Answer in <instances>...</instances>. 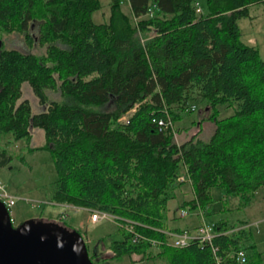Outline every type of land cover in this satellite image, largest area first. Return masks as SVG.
Returning <instances> with one entry per match:
<instances>
[{
  "label": "trees",
  "instance_id": "1",
  "mask_svg": "<svg viewBox=\"0 0 264 264\" xmlns=\"http://www.w3.org/2000/svg\"><path fill=\"white\" fill-rule=\"evenodd\" d=\"M260 3L111 0L109 19L95 22L101 0H0V31L44 47L23 51L0 40V135L30 140L33 128L43 129L45 142L29 150L51 154L52 200L104 210L118 222L122 237L104 260L137 253L165 264H264L262 251L245 244L248 227L235 229L226 218L214 223L211 242L176 247L165 233L181 175L195 192L182 205L205 213L214 187L224 200L238 197L242 209L264 186V58L242 40L239 24ZM26 81L44 109L21 99ZM196 94L211 109L200 122H212L213 132L202 138L200 124L178 142L173 125L191 113ZM220 105L233 113L221 117ZM11 159L1 151L0 168ZM240 248L248 251L243 262L234 254ZM89 255L98 264L100 254Z\"/></svg>",
  "mask_w": 264,
  "mask_h": 264
},
{
  "label": "rangeland",
  "instance_id": "2",
  "mask_svg": "<svg viewBox=\"0 0 264 264\" xmlns=\"http://www.w3.org/2000/svg\"><path fill=\"white\" fill-rule=\"evenodd\" d=\"M110 1L101 0V8L93 13L95 22H104L109 19ZM199 2L201 5L203 4V0H199ZM123 9L130 13L127 2L123 4ZM250 11V17L239 20L242 40L247 44L257 46L264 58V3L254 4ZM33 31L36 32V29ZM0 40H3L6 47H14L23 51L41 53L44 50V47L38 44L28 45L23 36L15 32L0 31ZM22 91L21 99L28 98L34 112L44 109L27 81L22 84ZM48 94L50 98L60 97L59 92L56 91H48ZM197 94L194 100L190 99L188 102L189 107L191 104H195L196 108L173 125L176 129L175 136L178 142H182L197 133L200 124L202 126L200 136L202 138L208 139L213 132L214 125L212 122L207 120L200 122L201 118L208 115L211 109L207 101ZM219 108L221 117L233 113L232 107L220 105ZM32 134L30 140L26 138L14 140L12 133L0 135V152L5 151L6 156L12 157L10 162L0 168L1 179L6 183L10 192L23 197L17 201L11 211L12 223L16 229L24 228L30 221L47 219L59 221L60 217L65 215V221L81 231L88 250L90 252L96 250L100 254L99 258H96L98 264H165L159 258L147 260L137 253L131 255L125 253L104 260L103 257L112 255L111 241L122 237L117 230V220L110 217L93 222L90 209L67 206L52 200L57 178L54 162L50 152L46 149L29 150L30 146H38L45 142L42 128H33ZM212 194L214 201L210 206L209 213H205V210H201L199 207L192 209L189 205H182L184 201L195 197L191 180L186 178L182 185L176 189V196L171 199L169 209L171 217L170 219L168 217L169 227L192 228L195 224L203 221L201 212L206 214L205 221L207 223H215L220 218H226L230 224L235 225H238L243 219L253 221L249 229L250 238L245 244H254V247L262 251L264 259V186L257 191L252 203L242 209L236 208L238 197L230 195L228 200H224V191L221 187L212 188ZM182 208L190 211L188 215H180ZM68 230L73 231V229Z\"/></svg>",
  "mask_w": 264,
  "mask_h": 264
},
{
  "label": "water",
  "instance_id": "3",
  "mask_svg": "<svg viewBox=\"0 0 264 264\" xmlns=\"http://www.w3.org/2000/svg\"><path fill=\"white\" fill-rule=\"evenodd\" d=\"M0 264H95L83 235L54 221L16 229L0 200Z\"/></svg>",
  "mask_w": 264,
  "mask_h": 264
},
{
  "label": "built area",
  "instance_id": "4",
  "mask_svg": "<svg viewBox=\"0 0 264 264\" xmlns=\"http://www.w3.org/2000/svg\"><path fill=\"white\" fill-rule=\"evenodd\" d=\"M198 10L201 8L198 7ZM126 121L128 120V116L126 115ZM161 123V122H160ZM185 176H180L179 180L185 181ZM23 197H20L12 192H10L7 188L6 183L1 179L0 176V200L5 204V206L8 208L10 214L12 211L13 206L17 203L19 199ZM72 207H77L75 205H67ZM91 220L93 222H97L101 219L105 218H115L114 215L100 209H93L91 210ZM190 211L186 208L180 209V215L186 216L188 215ZM62 218H65V215L61 216ZM116 219V218H115ZM243 227H249L247 224H239L235 227V229L243 228ZM165 233L168 236L167 242L169 245L176 246V247H182L187 244H189L192 240L198 241L200 244L204 242H211L213 236L216 234L215 231V225L214 223H207L206 221H202L198 225L192 227V228H185L182 230H174V229H168L165 230ZM156 243V241H154ZM215 251V248H214ZM237 260L243 262L248 257V251L245 248H240L234 252Z\"/></svg>",
  "mask_w": 264,
  "mask_h": 264
},
{
  "label": "crops",
  "instance_id": "5",
  "mask_svg": "<svg viewBox=\"0 0 264 264\" xmlns=\"http://www.w3.org/2000/svg\"><path fill=\"white\" fill-rule=\"evenodd\" d=\"M170 202H171V200L169 201V204H168V209H170ZM60 204H65V205H68V204H66V203H60ZM87 209V208H86ZM201 211V210H200ZM168 217H169V219H170V217H171V215H170V211L168 210ZM201 214V217H202V219H203V221H205L206 220V218L207 217H205L206 216V214L204 213V212H201L200 213ZM64 219V218H63ZM63 219H61V217H60V220L59 221H57V220H52V219H47L46 221H54V222H58L59 224H61V222L60 221H62ZM65 220V219H64ZM242 221H245V223H243V224H247L249 227H248V229H250L251 228V226H252V224H253V221H249V220H246V219H243ZM202 222V221H201ZM200 222V223H201ZM199 223H197V224H195L194 226H196V225H198ZM239 224H242V223H239ZM238 224V225H239ZM193 226V227H194ZM170 228H172V229H174V228H179V229H185V228H189V227H180V226H175V227H172V226H170ZM252 244V243H251ZM253 246H254V244H252Z\"/></svg>",
  "mask_w": 264,
  "mask_h": 264
},
{
  "label": "bare ground",
  "instance_id": "6",
  "mask_svg": "<svg viewBox=\"0 0 264 264\" xmlns=\"http://www.w3.org/2000/svg\"><path fill=\"white\" fill-rule=\"evenodd\" d=\"M198 7H200L201 9L198 10V9H197ZM196 10H197L198 13H201V12H202V7L200 6V4H197ZM135 108H136V107H133V108H131L129 111H127V116H128L130 113L134 112V111H135ZM190 108L195 109V108H196L195 104H194V105L191 104V107H190ZM125 116H126V114H124V115L120 118V120L125 121V120H126V117H125ZM170 119H171V118H170ZM167 125H168V124H167ZM181 176H185V175H181ZM179 177H180V176H179Z\"/></svg>",
  "mask_w": 264,
  "mask_h": 264
}]
</instances>
